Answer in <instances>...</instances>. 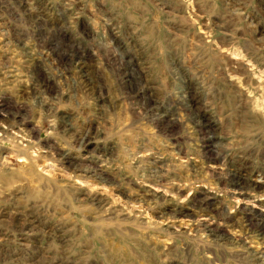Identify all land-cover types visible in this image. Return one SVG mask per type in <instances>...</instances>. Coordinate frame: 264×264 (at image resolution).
Listing matches in <instances>:
<instances>
[{
    "label": "rangeland",
    "instance_id": "rangeland-1",
    "mask_svg": "<svg viewBox=\"0 0 264 264\" xmlns=\"http://www.w3.org/2000/svg\"><path fill=\"white\" fill-rule=\"evenodd\" d=\"M243 209L264 221V0H0V264H264Z\"/></svg>",
    "mask_w": 264,
    "mask_h": 264
},
{
    "label": "bare ground",
    "instance_id": "bare-ground-1",
    "mask_svg": "<svg viewBox=\"0 0 264 264\" xmlns=\"http://www.w3.org/2000/svg\"><path fill=\"white\" fill-rule=\"evenodd\" d=\"M230 5V4H229ZM31 12V11H30ZM48 20V19H47ZM60 25V24H59ZM62 25V24H61ZM59 28V27H58ZM37 32V31H36ZM47 32V31H46ZM38 34V33H37ZM21 37V36H20ZM39 39V38H38ZM259 39V38H258ZM259 40H261V38L259 39ZM40 42V41H39ZM42 42V41H41ZM41 42L39 43V44H41ZM47 42V41H46ZM44 44V43H43ZM45 44H47V43H45ZM49 49H51V50H53L52 49V46H50L49 48H48V50ZM44 50V49H43ZM69 53H64L63 54V59L62 60H65V57H68V61H71L73 58H74V54L77 56V55H79L78 54V52L76 51V52H72V51H68ZM58 55V54H57ZM48 57V56H47ZM60 57V56H59ZM57 58V57H56ZM79 58H81L80 56H79ZM33 59V58H32ZM130 61V60H129ZM77 63V62H76ZM123 64V63H122ZM130 64V63H129ZM60 66V65H59ZM62 66V65H61ZM66 66V65H65ZM127 66H128V64H127ZM30 67H32V66H30ZM29 67V68H30ZM35 69V68H34ZM119 69V68H118ZM6 70V69H5ZM36 70V69H35ZM64 70V69H63ZM120 70V69H119ZM30 71V70H29ZM35 72H37V71H35ZM36 74V73H35ZM120 74V73H119ZM126 74V73H125ZM44 75V74H43ZM126 76V75H125ZM51 77V76H50ZM53 78V77H52ZM126 78H127V76H126ZM139 80V79H138ZM129 81H130V79H129ZM48 80L47 79H45L43 76H42V73L41 72H39L38 74H37V79H36V83H37V85H36V87H38L40 90H42V92H45V93H47V92H49V88H48ZM50 84V83H49ZM99 84V83H98ZM134 84V83H133ZM96 85V84H95ZM126 85V84H125ZM38 88H35L36 90H38ZM121 88H123V87H121ZM137 88V87H136ZM33 89H34V87H33ZM35 89H34V91H35ZM135 89V88H134ZM141 90V93H142V95L144 96V98L143 99H145V101H149V97H148V93H147V90L146 89H144V88H141L140 89ZM39 93V92H38ZM127 94V93H126ZM141 95V96H142ZM139 96H140V94H139ZM191 96V95H190ZM187 98H188V96H187ZM190 98V97H189ZM172 99V98H171ZM57 100V99H56ZM97 100V99H96ZM194 100V99H193ZM49 102V101H48ZM223 102V101H222ZM53 103V102H52ZM188 104H190V103H188ZM194 104V103H193ZM44 105V104H43ZM192 105V104H191ZM48 106V105H47ZM190 107H192V106H190ZM189 108V107H188ZM187 109V108H186ZM52 110V109H51ZM187 110H189V109H187ZM191 110V109H190ZM189 110V111H190ZM195 111H196V108L194 109ZM171 112H172V110H171ZM193 113V112H192ZM142 114V113H141ZM137 115V114H136ZM172 116V115H171ZM197 116V115H196ZM197 118V117H196ZM10 119V118H9ZM158 119L161 121V122H163L162 124H164L165 125V127L164 128H168V126L171 124V123H173L172 122V120H170L169 118H166V117H158ZM70 120V119H69ZM158 120V121H159ZM20 121H17L16 123H19ZM71 122V121H70ZM198 122H200V121H198ZM12 124H14V123H12ZM20 124V123H19ZM161 124V123H160ZM160 124L158 123V125L160 126ZM200 124V123H199ZM14 126V125H13ZM19 126V125H18ZM17 126V127H18ZM74 127V126H73ZM161 127V126H160ZM159 127V128H160ZM200 130H203V128L205 129V130H207V128L208 129H211V125L210 124H201L200 125ZM59 129H61L60 131L63 133V134H67V133H69L72 129H71V126H70V123H68L67 121L66 122H63L62 121V125L59 127ZM76 130V129H75ZM210 131V130H209ZM79 132V131H78ZM87 133V132H86ZM71 134V133H70ZM90 137L91 136H89V135H86L82 140H80V143H79V145H80V147L83 149V151L84 152H87L86 151V149L92 144L91 143V139H90ZM82 138V137H81ZM77 143H78V141H77ZM73 145V144H72ZM75 147V146H74ZM52 149V148H51ZM208 151V150H207ZM223 151V150H222ZM94 153V152H93ZM207 153V152H206ZM242 153V152H241ZM60 156V164H62V165H64V166H66L67 168H74L75 166H76V164L74 163V162H72V161H70L69 159H68V157L66 156V155H64L63 154V156H62V154H60L59 155ZM208 156L210 157V156H212L211 155V150H209L208 151ZM63 157V162H61L62 160H61V158ZM207 157V156H206ZM205 156H204V158H206ZM252 157V156H251ZM243 158V157H242ZM90 159V158H89ZM87 160V159H86ZM240 160V159H239ZM238 160V161H239ZM209 161V160H208ZM239 162H242V161H239ZM159 164V163H158ZM89 165V164H88ZM91 166V165H90ZM161 168V167H160ZM160 168L158 167V165H157V169H158V171H161L162 170V168H161V170H160ZM77 169V168H76ZM79 169V168H78ZM87 169V168H86ZM90 169V168H89ZM92 169V168H91ZM230 169V168H229ZM225 170V169H224ZM157 171V170H156ZM163 172V171H162ZM88 173V172H87ZM91 173H94L96 176H102V173L100 172V171H96V168L95 169H93V170H91ZM216 174V173H215ZM80 175V174H79ZM214 175V174H213ZM225 175H228V179H229V184L231 185V187H232V189L233 190H238L239 192L240 191H244L243 190V187L241 186V182H240V177L237 175L236 177H235V174H233V173H231L228 169H226V173H225ZM86 176V175H85ZM210 176V175H209ZM97 178V177H96ZM167 178V177H166ZM171 178V177H170ZM98 179V178H97ZM169 182V181H168ZM256 186V185H255ZM257 188H259V186H256V189ZM199 192V191H198ZM95 197V196H94ZM211 198H209L207 195H205L204 193H202V192H200V193H196L193 197H192V199L190 200V205H192L193 206V209L195 210H199L201 213H202V215H208V213L209 214H212V216H216V218L218 219V220H214V221H220V222H222V223H226L227 221H229V220H226V215H225V217H223L222 215L221 216H219V214L221 213V211H218V210H216V209H214L213 207H212V205H211ZM92 202V201H91ZM93 204H95V205H99L100 204V201L99 200H97V199H94V203ZM162 209V208H161ZM164 209V208H163ZM222 209V208H221ZM164 210H167V211H164ZM164 210H159L161 213H162V215L161 216H163V213H165V215L167 216V214L168 215H170V216H172V217H175L176 215H183V213H182V211H180L178 208H167V209H164ZM249 210H246V209H243V210H241V211H239V213H240V215H241V218H243V224H246V225H248V226H253V225H250L251 224V222H252V220H253V222H254V220H255V222H256V228L258 227V235H259V237H260V240H263L264 241V225H263V223H264V221H262L263 220V217L261 216V215H259V214H256V213H249L248 212ZM220 212V213H219ZM16 214V213H15ZM211 216V217H212ZM219 216V217H218ZM169 218V217H168ZM215 218V217H214ZM230 219V218H229ZM241 220V219H240ZM210 221V220H209ZM213 221V222H214ZM231 221V220H230ZM251 221V222H250ZM28 223H27V225L28 226H30V227H33L34 225H35V223H36V220H28L27 221ZM212 222V223H213ZM228 223V222H227ZM200 228H198V229H196V230H201V231H205V232H207V233H209V235L210 236H213V238H215V239H217V240H220V241H222V240H224L222 237H221V235L212 227V225L211 224H206V225H204V224H202V225H200L199 226ZM54 229V228H53ZM248 229V228H247ZM253 229V228H252ZM255 229V228H254ZM251 230V229H250ZM257 230V229H256ZM255 230V231H256ZM253 231V230H252ZM257 233V232H256ZM255 233V234H256ZM54 234V233H53ZM208 235V234H207ZM253 235V234H252ZM257 235V236H258ZM258 237V238H259ZM212 238V237H211ZM256 238V237H255ZM254 239V238H253ZM259 240V239H258ZM262 241V242H263ZM15 261V260H14ZM264 262V261H263Z\"/></svg>",
    "mask_w": 264,
    "mask_h": 264
}]
</instances>
